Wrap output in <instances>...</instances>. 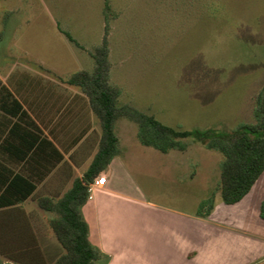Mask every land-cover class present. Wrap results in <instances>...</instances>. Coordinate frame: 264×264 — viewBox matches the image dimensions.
Returning a JSON list of instances; mask_svg holds the SVG:
<instances>
[{"label": "rangeland", "instance_id": "rangeland-1", "mask_svg": "<svg viewBox=\"0 0 264 264\" xmlns=\"http://www.w3.org/2000/svg\"><path fill=\"white\" fill-rule=\"evenodd\" d=\"M110 4V77L120 90V103L191 131L230 132L254 121L256 99L264 86V0H110ZM105 23L104 0H0V74L31 72L65 80L81 69L92 70L90 53L100 45ZM91 114L93 131L84 142L90 151L101 132ZM115 132L119 154L106 174L113 190L110 201L119 206L110 217L120 239L111 241L116 254L129 259L147 251L149 241L144 237L154 219L197 216L200 203L213 193L218 215L212 220L218 216V228L235 232L240 239L250 228L264 232L257 218L248 228L234 217L237 206L224 205L215 191L223 159L219 151L191 136L185 150L163 153L143 145L137 124L126 118L117 120ZM40 195L37 189L25 205L0 210L2 244L35 241L24 208ZM84 217L93 229L94 214ZM46 226L52 253L34 247L29 255L8 256L16 251L0 248V260L48 264L62 247L48 222ZM257 245L263 248L261 242ZM106 258L103 254L96 264Z\"/></svg>", "mask_w": 264, "mask_h": 264}, {"label": "trees", "instance_id": "trees-1", "mask_svg": "<svg viewBox=\"0 0 264 264\" xmlns=\"http://www.w3.org/2000/svg\"><path fill=\"white\" fill-rule=\"evenodd\" d=\"M104 11V35L100 45L90 53L94 60L93 69H81L67 79H61L80 90L89 109L96 115L101 132L87 169L80 177L74 178L71 187L60 196L41 195L35 198L40 209L52 214L48 225L62 247V251L48 264H96L101 258V252L88 238V223L81 213V206L90 196V185L119 154L120 141L115 125L120 118L137 124L138 138L143 145L154 147L163 153L171 149L185 150V140L191 136L196 137L208 149L219 151L223 159L215 191L220 193L222 201L227 205L241 201L264 172V86L256 99L254 121L242 123L230 132L191 131L164 124L152 114L128 103H120V90L112 84L110 77V0H104ZM65 34L70 41L76 43L69 33ZM0 116L1 210L21 205L33 197L44 177L38 173H26L22 167L33 170L45 160L49 173L63 159V154L35 124L22 101L1 79ZM84 133L77 139H81ZM214 204L215 193L200 203L196 215L208 217ZM259 216L264 219V196ZM52 252L53 249H50L49 253ZM0 264L21 263L11 259L7 263L0 260Z\"/></svg>", "mask_w": 264, "mask_h": 264}, {"label": "crops", "instance_id": "crops-1", "mask_svg": "<svg viewBox=\"0 0 264 264\" xmlns=\"http://www.w3.org/2000/svg\"><path fill=\"white\" fill-rule=\"evenodd\" d=\"M53 77L49 79L41 73L31 72H9L7 76L0 74V79L22 101L31 119L63 154V159L49 173L45 160L33 170L22 168L26 173L44 176L37 188L41 195L60 196L71 187L74 178L80 177L87 169L97 145L90 151L88 144L84 143L93 131V116L80 90L74 89L56 75ZM83 132V137L78 140ZM110 164L99 176L105 177V182L94 186L91 197L81 206L83 217L84 213L95 216L96 226L89 230L88 225V238L99 246L102 255H106L103 264H212L214 260L218 261L214 264H264V232L256 233L250 228L247 235L241 236L242 239L235 232H224L218 228V216L212 220L213 214L218 215V208H214L208 217L154 219L149 236L144 237L149 241L147 251L134 253L129 259L116 254L111 241L120 239L114 235L110 217L119 206L110 201L113 190L109 175L106 174ZM263 179L264 172L241 201L233 205L224 204L237 206L239 211L234 217L246 222L248 228L256 218L264 225V219L259 216L264 196ZM34 202L24 206V210L29 215L27 220L33 227L35 241L11 247V243L2 244L0 239V248L16 251L8 256L29 255L34 247L44 252L50 250L46 238L48 214ZM140 231L138 235L142 236L143 230ZM257 242H261L263 248L256 246Z\"/></svg>", "mask_w": 264, "mask_h": 264}, {"label": "built area", "instance_id": "built-area-1", "mask_svg": "<svg viewBox=\"0 0 264 264\" xmlns=\"http://www.w3.org/2000/svg\"><path fill=\"white\" fill-rule=\"evenodd\" d=\"M105 182V177H98L89 187V192H90V196L91 197V192L94 190V186L96 185H100L103 184Z\"/></svg>", "mask_w": 264, "mask_h": 264}]
</instances>
